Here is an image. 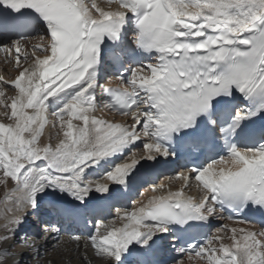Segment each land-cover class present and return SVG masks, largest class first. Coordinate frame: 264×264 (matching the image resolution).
<instances>
[{
  "label": "snow or ice",
  "instance_id": "snow-or-ice-1",
  "mask_svg": "<svg viewBox=\"0 0 264 264\" xmlns=\"http://www.w3.org/2000/svg\"><path fill=\"white\" fill-rule=\"evenodd\" d=\"M106 3L107 10L97 0H0V8L11 13L0 16V34L30 27L25 10L35 13L47 29V36L0 43L5 61L17 70L14 79L0 76V185L9 189L14 184L4 194L6 207L0 215V264H39L48 248L60 245L65 233L39 215V198L46 191L67 193L85 205L93 192L105 196L113 184L125 186L141 161L206 156L226 133L264 137V125L241 126L258 113L237 110L227 128L219 122L236 99L233 89L245 100L264 99V0ZM130 14L135 18L132 43L156 56L127 78L116 76L117 88L106 87L98 81L101 46L109 42L104 55L113 64L128 59L133 49L120 35ZM33 39L38 43L30 45ZM69 89L75 90L72 98L50 112L49 99ZM98 97L128 119L95 118ZM49 124L62 132L55 147L41 142ZM138 141L141 146L110 172L98 180L88 178V169ZM168 145L175 150L169 151ZM174 178L182 181L181 190L153 196L131 211L115 209L125 222L122 227H113L112 220L97 222L87 235L68 234L75 241L74 251L83 252L81 260L92 264L91 249L97 264H124L129 258L133 264H153L148 249L155 235L168 232L169 225L194 229L214 217L249 227L222 225L203 244L177 248L175 264H187L185 258H199L202 264H264V228L253 230L255 224L223 215L225 207L249 202L264 211V144L246 150L232 146L226 157ZM192 180L201 192L198 200L184 197ZM151 187L155 191L156 185ZM48 210L66 221L79 219V209L72 205L52 202ZM30 214L40 234L21 233ZM229 233L231 243L225 244ZM133 243L141 250L132 249Z\"/></svg>",
  "mask_w": 264,
  "mask_h": 264
},
{
  "label": "bare ground",
  "instance_id": "bare-ground-1",
  "mask_svg": "<svg viewBox=\"0 0 264 264\" xmlns=\"http://www.w3.org/2000/svg\"><path fill=\"white\" fill-rule=\"evenodd\" d=\"M97 2L100 3L101 6L105 8V10L108 9V5L106 3V0H97ZM111 7H112L113 10L115 9V5L114 4ZM40 35L47 36V29L43 28V27H39L37 29L36 36H40ZM36 43H38V40H36V39H33L32 41L29 42L30 45L36 44ZM21 55H23V53ZM150 63H152V62H148V63L142 64L139 67H143V66H145L147 64H150ZM16 75H17L16 67L13 64H10L7 61H5L4 53L0 52V76H3L6 80H11V79H14ZM12 94H13L12 91L6 92V95H8V96H11ZM74 94H75V90L74 89H69L66 93H63V94H61L58 97L50 98L49 101H48L49 111L50 112H54V111L58 110L59 108L63 107L64 104L67 103L68 100H70ZM57 105H59V106H57ZM0 113H2V109H0ZM93 115H94L95 118L101 119V120H104V121H107V122L124 123L128 119V118H125V120H119V119L116 120L114 115H112L111 113L107 112L104 109L103 110L100 109L99 104H98L97 110L93 113ZM73 123L77 124L78 122L77 121H73ZM50 129H51L50 124L46 125V127L44 129V133L41 136V142L43 144H47L48 141H49L48 138L50 137L49 136V134H50L49 130ZM56 132H57V134L59 132L58 139L61 138L62 137V132H60L59 128H58V130ZM58 139L56 141V144L58 142ZM140 146H141V144L138 141L137 145H134L132 147V149H127L126 148L124 150L126 152L125 155H123V157H121L115 163L114 167L117 164L122 163L125 160V158L130 154L131 150H134V149H136L137 147H140ZM113 168L108 169L105 173H103L102 177L107 172H110ZM175 176H176L175 174H172L170 176H167L163 180H159V183L152 184V185H156L155 191L150 189V187H144V189L142 191L134 192V194L131 197V199L129 200V202L127 204L123 203V204L119 205V207L117 209H122V210L123 209H127V210L131 211V210H133L136 207H140L141 205L146 204L147 201L149 199H151L153 196H157L158 194L165 193L168 190L181 189L182 181L176 180L174 178ZM190 183H191L190 185H193V188L195 189V191H194L195 196L197 198H200L201 192L196 187L197 182L192 180ZM12 185L14 186V184H10L9 189H5L3 187V185H0V215L3 214L4 209L6 207V205L3 203L4 194H5L6 191H10L11 187H13ZM184 190L185 191L186 190L190 191L192 189L190 187H188V188H185ZM39 200H40V203H41L42 206H48L52 202L62 203V204H67V205H72L73 206V204L76 202L67 193L61 194L60 192H49V191H46L39 198ZM43 212H45V209L43 210ZM107 217L108 218L103 219L100 222H103V223L107 224V223H109V221L114 220L115 223L112 225L113 227H122L123 224L125 223L124 221H121V220H119L117 218V213H116L115 209L111 210L110 214H108ZM112 217H115V219H111ZM211 219L213 220V223L215 225L211 235L216 234L218 229H219V227H221L222 225H227L228 228H233L234 227V228H237V229H239L241 227H249V225H247V224L224 222L221 219H216L214 217L211 218ZM0 222H2V221H0ZM44 222L57 223L60 226L61 231L63 233H65L64 235L61 236V243H60L61 246L60 245L58 246V248L61 251V253H60L61 255L59 257L61 263L65 262V263H70V264H86V262L82 261V260H81L82 262L81 261L77 262V263H73L72 262L73 260L71 258H73L75 256V254H74L75 253L74 252L75 241H71L68 234L87 235V234L91 233L92 231H94V226L89 228L88 230H86L84 232H81V233H77L76 230H73V229L71 230V232H67L66 228L63 229L62 220H60V217L55 215V214H52V216L50 218H48L47 220H45ZM30 225H31V223L25 218V223L21 227V232L28 231L29 230L28 228H31ZM253 230H259V228L254 226ZM101 231H103V227H101ZM38 234H40V229H39ZM221 235H223V233H221ZM229 237H230V233L228 234V236H225V239L223 241L225 244L231 243V240H230ZM161 241H164L163 235H162V233H158L157 235H155L152 238L151 241H149L150 248H154V252L159 251L161 249L160 244H163V245L165 244V242L161 243ZM81 243H83V241H81ZM131 248L135 249V250H141L140 244H138V243H133ZM49 249H51V248H49ZM43 256H44V254H43ZM125 256H127V253H125ZM150 258L153 259L154 256H150ZM179 258H180V256L176 252L175 253V257L173 259H169L168 257H164L163 258L164 262H162L161 264H175V261L177 259H179ZM42 259H43V262H42L43 264H57L56 261H53L50 258H42ZM185 260H186L187 264H202V262L199 260V258H196L193 261H187V258H185ZM128 262H132V259L129 258V259L125 260L124 264H127Z\"/></svg>",
  "mask_w": 264,
  "mask_h": 264
},
{
  "label": "rangeland",
  "instance_id": "rangeland-1",
  "mask_svg": "<svg viewBox=\"0 0 264 264\" xmlns=\"http://www.w3.org/2000/svg\"><path fill=\"white\" fill-rule=\"evenodd\" d=\"M8 92V91H7ZM50 126H51V124H50ZM53 127H51V129L49 130V138H48V143H50L53 147L55 146V144H56V141H57V139H58V134H57V130H58V127H56V128H53ZM52 135V136H51ZM56 136V137H55ZM13 186V185H12ZM111 219H115V217H112ZM61 246V245H60ZM75 253V256L73 257V258H71L72 260V262L73 263H77V262H80L81 261V256L83 255V252L81 251V252H76V251H74ZM61 253V251H60V249L57 247V249H55V250H53L52 248L51 249H47L46 251H45V253H44V256H43V258H50L51 260H53V261H56V263L57 264H70V263H65V262H62L61 263V261H60V259H59V257H60V254ZM81 255V256H80ZM88 257H89V260H91L92 261V264H97V262H98V258H96V257H94V255H93V252H92V250L91 249H89L88 250ZM60 261V262H59ZM43 262V259H41L40 261H39V264H43L42 263ZM82 262V261H81Z\"/></svg>",
  "mask_w": 264,
  "mask_h": 264
}]
</instances>
